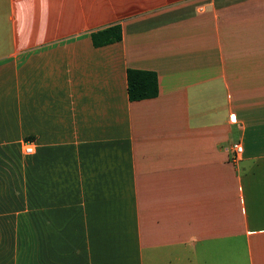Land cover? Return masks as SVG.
<instances>
[{"label": "crops", "instance_id": "obj_1", "mask_svg": "<svg viewBox=\"0 0 264 264\" xmlns=\"http://www.w3.org/2000/svg\"><path fill=\"white\" fill-rule=\"evenodd\" d=\"M0 264H264V0H0Z\"/></svg>", "mask_w": 264, "mask_h": 264}, {"label": "trees", "instance_id": "obj_2", "mask_svg": "<svg viewBox=\"0 0 264 264\" xmlns=\"http://www.w3.org/2000/svg\"><path fill=\"white\" fill-rule=\"evenodd\" d=\"M121 31L118 23H112L91 31L94 45H101L120 39ZM126 89L129 99L154 96L157 93L156 74L152 70L127 68Z\"/></svg>", "mask_w": 264, "mask_h": 264}, {"label": "built area", "instance_id": "obj_3", "mask_svg": "<svg viewBox=\"0 0 264 264\" xmlns=\"http://www.w3.org/2000/svg\"><path fill=\"white\" fill-rule=\"evenodd\" d=\"M22 150L24 153L31 152L33 150V144L28 141H23ZM243 148L239 141H232L228 146V158L231 163H236L242 154Z\"/></svg>", "mask_w": 264, "mask_h": 264}, {"label": "rangeland", "instance_id": "obj_4", "mask_svg": "<svg viewBox=\"0 0 264 264\" xmlns=\"http://www.w3.org/2000/svg\"><path fill=\"white\" fill-rule=\"evenodd\" d=\"M239 260H240V257H239Z\"/></svg>", "mask_w": 264, "mask_h": 264}]
</instances>
